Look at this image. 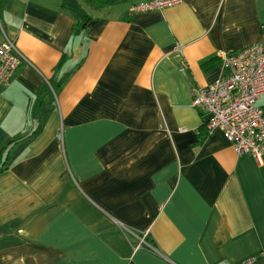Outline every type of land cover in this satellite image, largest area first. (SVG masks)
<instances>
[{
  "label": "crops",
  "instance_id": "1",
  "mask_svg": "<svg viewBox=\"0 0 264 264\" xmlns=\"http://www.w3.org/2000/svg\"><path fill=\"white\" fill-rule=\"evenodd\" d=\"M133 1L0 0L29 62L0 83V264H264V163L190 94L262 40L264 0Z\"/></svg>",
  "mask_w": 264,
  "mask_h": 264
},
{
  "label": "built area",
  "instance_id": "2",
  "mask_svg": "<svg viewBox=\"0 0 264 264\" xmlns=\"http://www.w3.org/2000/svg\"><path fill=\"white\" fill-rule=\"evenodd\" d=\"M182 1L134 0L129 12L162 10ZM23 63L29 62L0 22V83L7 85ZM221 67L223 73L214 82L204 87H191V105L207 116L204 122L207 135L220 130L236 154L250 155L257 163L263 164L264 36L258 43L222 56ZM143 242L142 239L140 243Z\"/></svg>",
  "mask_w": 264,
  "mask_h": 264
},
{
  "label": "trees",
  "instance_id": "3",
  "mask_svg": "<svg viewBox=\"0 0 264 264\" xmlns=\"http://www.w3.org/2000/svg\"><path fill=\"white\" fill-rule=\"evenodd\" d=\"M111 1H113V2H119V1H117V0H111ZM63 81H64V79L62 78L60 81H58L57 84H53L52 88H53V91H54L55 93L58 92V90H59V88L61 87ZM39 131H40V127H38L34 132H32V134H31L29 137H26V138L24 139V141L29 142L33 137H35V136L38 134ZM11 148H12V147H9V148L7 147V148H6V152H7V154H6L5 158L3 159V161L0 162V169H5V168H7L8 165L12 162V159H10V156H9V155H10L9 151L11 150ZM8 153H9V154H8Z\"/></svg>",
  "mask_w": 264,
  "mask_h": 264
}]
</instances>
